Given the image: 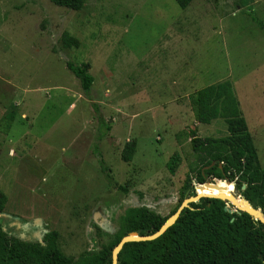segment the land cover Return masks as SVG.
<instances>
[{
    "label": "rangeland",
    "instance_id": "374dc122",
    "mask_svg": "<svg viewBox=\"0 0 264 264\" xmlns=\"http://www.w3.org/2000/svg\"><path fill=\"white\" fill-rule=\"evenodd\" d=\"M242 5L87 0L71 11L48 0H0L2 229L27 242L55 231L61 252L77 258L107 244L128 207L169 215L198 169L190 132L227 135L223 119L195 120L190 97L223 81L264 167V0ZM65 34L75 43L66 47ZM66 62L89 64L88 94ZM173 154L181 163L172 175Z\"/></svg>",
    "mask_w": 264,
    "mask_h": 264
},
{
    "label": "trees",
    "instance_id": "16d2710c",
    "mask_svg": "<svg viewBox=\"0 0 264 264\" xmlns=\"http://www.w3.org/2000/svg\"><path fill=\"white\" fill-rule=\"evenodd\" d=\"M48 1L58 7L80 11L87 0ZM249 1L240 0L242 6H247ZM175 2L184 10L193 0ZM63 41L66 47L75 43L67 34ZM66 67L88 94L93 83L89 64L66 62ZM190 102L199 124L208 125L215 119H223L227 135L200 138L194 131L190 132L191 151L198 161V169L193 177L186 176L175 210L161 216L146 206L128 207L120 215L113 238L99 250L84 251L77 258L61 252L55 231L47 232L39 242H27L8 235L0 225V264H111L112 249L123 237L132 232L141 236L153 234L186 196H195V189L200 194L228 195L227 188L234 191V187L227 185L225 180L234 183L252 207L264 212V167L259 163L231 83L207 85L192 94ZM135 147V140L124 145L121 153L124 162H131ZM180 163V155L173 154L166 168L173 175ZM107 179L110 185L126 192L125 187L117 186L108 176ZM208 179L219 181L209 183ZM193 180L198 184L196 188ZM226 204L216 198H201L190 204V208L184 209L176 222L157 239L126 243L118 253L117 264H264V225L245 212L224 211ZM3 209L0 198V214Z\"/></svg>",
    "mask_w": 264,
    "mask_h": 264
},
{
    "label": "water",
    "instance_id": "95a60500",
    "mask_svg": "<svg viewBox=\"0 0 264 264\" xmlns=\"http://www.w3.org/2000/svg\"><path fill=\"white\" fill-rule=\"evenodd\" d=\"M213 181H219L218 179H213ZM212 181V182H213ZM227 184H231L229 181H226ZM211 183V182H210ZM195 184H197V182L195 181ZM205 184V183H204ZM203 185V184H202ZM234 187V195H217V196H209V195H201L198 194L195 191V196H190L188 198H185L179 205V207L176 209V211L169 216L164 224L153 234L147 235V236H141L136 232H132L129 233L127 236L123 237L119 243L112 249V253H111V264H117V256L118 253L120 252V250L122 249V247L129 242H146V241H152L157 239L158 237H160L169 227H171L176 220L178 219L180 213L184 210V209H188L190 208V204L192 203H196L198 202L201 198H216V199H220L223 201H226L227 203H230L232 206H236V210L232 211L227 205L224 207V211L228 212V213H237L240 214L241 212H245L247 213L253 220L255 221H259L260 223H262L264 225V212L261 209H256L254 207L251 206V204L243 197H241V201L239 202L238 206L234 204L235 202V195L238 197L239 191L238 189L235 187V185L233 184ZM196 188V187H195ZM242 188H244V186H242Z\"/></svg>",
    "mask_w": 264,
    "mask_h": 264
},
{
    "label": "bare ground",
    "instance_id": "6f19581e",
    "mask_svg": "<svg viewBox=\"0 0 264 264\" xmlns=\"http://www.w3.org/2000/svg\"><path fill=\"white\" fill-rule=\"evenodd\" d=\"M230 190H232V189H230ZM198 194H200V193H198ZM201 195L217 196V195L209 194V193H201ZM218 195H221V194H218ZM229 195H234V191H229V194L226 195V196H229ZM239 202H240V199L239 198H236L234 204L238 206Z\"/></svg>",
    "mask_w": 264,
    "mask_h": 264
},
{
    "label": "flooded vegetation",
    "instance_id": "af4514ba",
    "mask_svg": "<svg viewBox=\"0 0 264 264\" xmlns=\"http://www.w3.org/2000/svg\"><path fill=\"white\" fill-rule=\"evenodd\" d=\"M45 234H46V233H44V234L42 235L41 239H40V240H38V242L42 240V238H43V236H44ZM36 242H37V241H36Z\"/></svg>",
    "mask_w": 264,
    "mask_h": 264
}]
</instances>
